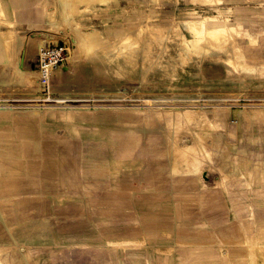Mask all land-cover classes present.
<instances>
[{"label": "rangeland", "instance_id": "rangeland-1", "mask_svg": "<svg viewBox=\"0 0 264 264\" xmlns=\"http://www.w3.org/2000/svg\"><path fill=\"white\" fill-rule=\"evenodd\" d=\"M61 1L0 0L4 264H64L85 237L100 264L137 258L149 264H264L263 221L256 217L262 216L264 183L257 184L254 173L257 155L264 156V114L262 130L250 119L264 107V57L244 66L240 54H192L187 43L159 39L172 24L169 31L182 34L184 21L254 5ZM157 32L162 35L140 49L145 35ZM57 44H66L68 60L43 87L39 51ZM133 133L143 138L126 151L122 146ZM184 150L191 168L200 163V172L214 179L177 171L172 162ZM243 171L248 178L242 179ZM134 195L145 208L136 207Z\"/></svg>", "mask_w": 264, "mask_h": 264}, {"label": "bare ground", "instance_id": "bare-ground-1", "mask_svg": "<svg viewBox=\"0 0 264 264\" xmlns=\"http://www.w3.org/2000/svg\"><path fill=\"white\" fill-rule=\"evenodd\" d=\"M93 1L102 4V3H107L109 0H93ZM192 1L193 2L200 1V2L208 4V5L210 4L209 3L210 0H192ZM216 1L219 4H223V2H224L223 0H216ZM248 1H250L254 6L249 8V9H245V10H243L242 12H240L238 14L229 12V10L220 9V10H217L218 11L217 15L201 16L199 19L184 21L182 23V26H180V28L182 29V34H181V32H178V31H175V30L174 31L173 30L169 31L170 30L169 27H172V25H175V24H172V25L167 27L169 35H165L164 34V36L163 37L161 36V38H159V39H160V41H164V40H167V39L176 40V42H177V44L179 46H181L182 44L187 43L189 45V50L191 48L193 49L192 54H200V53H208V54H210V53H213V52L224 53V54L229 55V56H231L232 54H240V56L244 58V60H242V61L245 62V63L242 62V65H244V66L250 65V63L252 61H255V62L260 61L264 57V0H248ZM63 6H64V2H63ZM66 6H67V4H66ZM257 7L260 10H256ZM64 14H66V13H64ZM61 16H62V14H61ZM152 26L155 27V28H165V27H162L161 25H152ZM145 33H147V31H145ZM160 35H162L161 32H159V33L157 32L153 36L145 35V38L143 39L144 42L142 41L140 43V49L141 48L142 49L148 48L149 45L151 44V42L153 41V39L160 37ZM151 53H152V51L150 50L149 54H151ZM126 62H128V60H126ZM9 64L10 63L8 62V65ZM233 65H234V63H233ZM145 73H147V72H145ZM26 76H28V75H26ZM144 77H145V75H144ZM32 78H34V77H32ZM36 82H38L37 78H36ZM142 82H143V78H142ZM55 88H57V87H55ZM52 93H54V92H52ZM63 101L59 100V102H63ZM71 101H72V99H71ZM262 106H264V105H262ZM42 109H43V107H42ZM70 109H72V108H70ZM115 109L116 108L111 109V110H115ZM95 110H101V109H96L95 108ZM131 110H133V109H131ZM160 110H162V109H160ZM172 111L174 112L175 110H172ZM179 111H176V112H179ZM181 111H183V110H181ZM160 112H162V111H160ZM183 112L181 114H179L180 117H182L185 120L189 119L186 116L187 112H185L184 114H183ZM191 112H193V111H191ZM214 112H215V110H214ZM235 112H237V111H235ZM169 113H172V112H169ZM225 113L227 114V112H225ZM263 114H264V107L260 108L259 110L258 109L254 110L250 114V119H251L252 126H253L254 130H262L263 123H262L260 117ZM162 116H164V114H162ZM178 116H174V117L178 118ZM168 121L171 122L170 119ZM240 121L244 122V118H241ZM164 131L166 132L165 129H164ZM166 133L164 135L165 141H166L165 143L170 145V147H171L170 151H171V155H172L174 153V150L172 149V143H171L172 140H170V138H168V134H166ZM147 135H149L151 137H155L156 136V134H154L152 132H147ZM166 137H167V139H166ZM230 137L234 141L235 133L232 134ZM230 137H229V140H231ZM142 138H143V135L140 134V133L130 134L128 136V139L125 140V143L123 144L122 148L125 149L126 151H129L130 149L135 148L137 146L138 142L140 141V139H142ZM154 139H157L159 141V148H161V146H162L161 141H163V140H160L158 137L154 138ZM171 139H173V138H171ZM229 140L227 138L228 142H229ZM216 141L219 142L218 139ZM239 147L240 146H238V145L232 146V148H234L237 151H239V149H240ZM187 153H188V150H184V156H181V157L177 158L176 161L172 162V164L175 166V168L178 169L177 171L180 172V169H182V167H184L186 170L183 171L184 172L183 174H185L186 176L187 175H191L193 173H198V174L200 173V175L203 177V180H205L207 182H210L212 179H214V176L211 173H208V172H205V171L204 172H200V170H199V168L201 166L200 163H199L200 166L197 169L191 168L192 166L190 165V163L187 162V159L185 158V155ZM155 154H158V151L155 152ZM224 154L226 156H228V152L226 150H224ZM194 158L196 160H198L197 156H195V155H194ZM254 167H255V169H254L255 182L257 184H263L264 183V156L262 154H258L257 155V159H256ZM242 174H243L242 179L249 177L248 172H246V171H243ZM152 182H153V186H155L156 183L154 182V180ZM237 184H240V183L237 182ZM225 193H227V192H225ZM151 197H153V196H151ZM227 198L229 199V197H227ZM132 201L135 203L137 208L141 209V206H143L142 208H145V205L142 204V201L140 199H138L135 195L133 196ZM261 213H262V216L261 215H257L256 217H257L258 220L263 221V222H261L258 225V227L264 233V207L261 208ZM246 220H247L248 225H250V226L255 224L254 218H253L252 214L249 213V212L247 214ZM88 241H89V238L85 237L84 240L82 241L83 243H85L84 245L77 246L76 248H72L69 251V258L65 261L64 264H100V262L97 263L95 261L94 252H93L92 248H90L89 245H87ZM38 247H40V246H38ZM4 259H5L4 254L0 252V264H4ZM110 263H112V264H149L148 262H146L142 258H137V259H133V260H129V261H122V260L117 261V262L116 261H111Z\"/></svg>", "mask_w": 264, "mask_h": 264}, {"label": "built area", "instance_id": "built-area-1", "mask_svg": "<svg viewBox=\"0 0 264 264\" xmlns=\"http://www.w3.org/2000/svg\"><path fill=\"white\" fill-rule=\"evenodd\" d=\"M68 48L66 44L48 45L39 51L38 70L42 76L41 84L46 87V81L49 80L53 71L61 65H64L67 59ZM49 84V83H48Z\"/></svg>", "mask_w": 264, "mask_h": 264}]
</instances>
